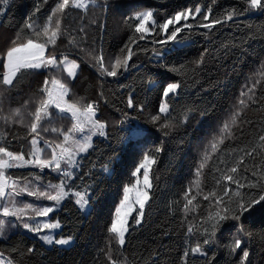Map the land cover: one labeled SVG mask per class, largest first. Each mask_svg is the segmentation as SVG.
I'll return each mask as SVG.
<instances>
[{"label": "trees", "instance_id": "16d2710c", "mask_svg": "<svg viewBox=\"0 0 264 264\" xmlns=\"http://www.w3.org/2000/svg\"><path fill=\"white\" fill-rule=\"evenodd\" d=\"M56 2L9 0L3 4V0H0V4L7 10L6 14L11 6L16 8L13 25L4 23L6 15L0 16V35L12 34L29 15L34 14L37 23L44 21ZM132 3L133 0H96L97 5L107 4L108 7L89 3L86 11L72 9L62 21L69 36L57 41L58 50L71 52V39L73 43L79 42V47L86 51L95 49L93 54L102 49L108 66L132 34L123 24ZM139 3L140 8L137 10H152L153 19L157 23L163 22V18L185 6L212 8L214 16H223L228 11L237 14L232 21L215 25L210 30L194 29L184 49L185 55L178 58L179 63L173 61L167 68L157 65L152 58V49L160 47L152 43L155 33L138 41L140 47L148 51L134 56L129 62L133 65L134 61V65L116 78H101L86 56H69L80 65L69 95L83 98L84 103L96 101L99 105L97 118L109 124L108 136L96 137L92 148L81 155L82 167L75 178L74 189L86 190L90 195L91 211L84 212L75 204L74 197H70L52 214V219L62 225L57 235L72 236L74 239L68 247L49 246L24 229L11 234L7 241L0 239V252L6 256L13 246L21 250L20 254L14 255L16 264H109V254L117 264H207L199 254L190 252V248L197 243H201L208 251L211 264H235L225 247L230 239L221 233H217V243L211 246V250L202 244L199 216L207 214L205 209L208 202L203 201L202 196L215 187L214 176H218V173H214L213 169L219 160H231L233 149L251 148L258 144V136L264 134V106L248 109L243 114L244 122L238 119L236 125L225 115L232 107L234 98L239 96L242 89L246 91V82L251 84L253 78L259 80L257 95L264 92V75L261 74L264 72L261 69V62L264 61V13L259 10L241 12V8L247 7L245 0H139ZM36 6L39 12L35 11ZM80 28L84 29V34L79 32ZM159 38H163V34ZM3 44L4 41L0 40V47ZM133 48L135 50V46ZM201 56L203 63H194ZM66 76V72L57 74L62 82H66ZM43 79L42 75L26 74L19 78V82L14 81V88L0 95V146L7 147L9 151H28L25 125L39 99L38 90ZM174 81L182 84L179 100L170 101L176 109L173 116L178 121L183 120L185 110L182 105L186 104L193 110L190 118L174 128L168 136L158 128L153 129L154 134L141 152L128 141L129 130L138 123L147 127L152 125L147 123L146 115L127 109V96L132 94L134 103L145 104L146 113L155 114L161 86ZM120 83L125 87L121 89ZM101 92L103 97L99 95ZM15 109H20L24 123H16L13 118V122L6 124L2 117ZM199 109H209L208 117L200 123L197 122ZM124 112L128 113L129 119L120 124L118 122L124 119ZM73 123L70 116L54 114L52 123L46 125L49 131L41 132V136L50 142L63 143V134ZM217 123L229 124L231 139L217 142V149L213 151V141L209 136L204 142V148H197V139L207 131L210 124ZM53 128L57 131L53 132ZM157 147L161 149L159 153L155 151ZM205 151L209 157L207 160L203 159ZM144 153L155 160L149 169L152 184L148 189L149 200L141 225H135L130 219L129 233L121 249L113 239L115 234L109 232L108 228L115 218V208L123 199L124 188L134 186L139 178V173L133 176V172L143 161ZM260 153L255 162L264 165V147L260 148ZM246 162L251 166L252 162L247 158ZM201 163L204 168L201 175L197 176L196 169ZM34 173L38 171L33 168L8 170L12 180L29 178ZM49 174L56 177L52 172ZM80 176H83L82 180ZM189 189L188 198H196L189 205L190 211L185 212L184 204L187 201L184 194ZM137 212L138 209L132 216ZM189 227L192 228L191 233L188 232ZM254 230L258 235L251 242L250 259L252 264H264V237L260 235L259 220ZM28 247L33 248L32 253L26 252ZM186 250L189 251L188 257L184 256Z\"/></svg>", "mask_w": 264, "mask_h": 264}, {"label": "snow or ice", "instance_id": "6c2138e0", "mask_svg": "<svg viewBox=\"0 0 264 264\" xmlns=\"http://www.w3.org/2000/svg\"><path fill=\"white\" fill-rule=\"evenodd\" d=\"M9 0H3L7 4ZM247 7L241 8L243 11L259 10L264 13V0H245ZM94 6L108 7L107 4L97 5L96 0H91ZM0 4V16L6 15V8ZM89 0H57L55 6L51 8L50 14L42 22L37 23L33 15H29L22 26L18 27L10 35H0V40L4 41L0 47V95L15 87V82L26 74L35 73L44 76L43 84L39 88V99L34 110L29 114L28 123L25 125L27 131L28 151H9L7 147L0 146V239L9 240L10 234L14 235L16 230L24 229L28 233L35 234L47 245H69L73 237L68 236L57 238L55 229L60 227L59 221L49 222L41 218H48L49 214L61 207L65 198L75 197V204L81 210L91 211L90 195L87 191H75V178L82 167L83 157L81 154L87 153L92 148L94 136L107 137L109 124L97 118L96 114L99 105L96 101L83 102V98H75L69 94L72 91V81L77 77V69L80 65L76 59L69 60V56L76 54L86 56L91 67L96 69L101 78L122 75L131 66L129 62L139 53L147 52V48L140 47L138 41L145 40L151 33H155L152 43L159 45V48L152 49V58L157 65L167 68L175 61L179 63V57L185 55L184 49L188 46V41L194 29L210 30L215 25H223L232 21L234 11H228L223 16L212 15V8L202 9L198 5L192 7L185 6L176 10L163 22L157 23L153 19L152 10H137L140 8L139 0H133L129 6V14L126 15L123 24L132 34L128 36L127 42L119 48V55L106 66L103 50L97 54L95 49L86 51L79 47V42L69 43L73 45L72 51L58 50V40L68 38L69 31L62 26L68 12L72 9L86 11ZM35 11L39 12L38 6ZM159 16V13L156 14ZM211 16V19H210ZM199 17V20L197 19ZM191 21V22H189ZM171 26V27H170ZM102 27V26H101ZM158 29V31H157ZM186 30V31H185ZM79 32L84 34V29ZM22 33L24 35H22ZM163 34V38H159ZM207 34V33H205ZM135 46V50L133 48ZM205 51H207L205 49ZM83 62V61H82ZM196 64L203 63V57L195 61ZM183 67V65H180ZM261 69H264V61L261 62ZM173 70H176L173 67ZM59 72H66V82L57 78ZM264 75V72L261 73ZM182 82H166L161 86L160 97L156 102L155 114L146 113V105L134 103V97L129 94L126 99L127 109H133L140 114L146 115L147 123L152 127L137 124L129 130L128 141L143 152L144 146L149 143L150 137L154 134L153 129L158 128L165 136L180 124L186 123L193 111L188 105L184 108L183 120L178 121L173 116L175 107L170 103L172 100H179ZM260 81L252 79L251 84L246 82L245 89H242L239 96L234 98L232 107L225 114L236 125L239 119L244 122V113L252 107L264 106V92H258ZM122 89L123 83L119 84ZM103 97V92L99 94ZM198 123L203 122L209 115V109H199ZM54 114L56 116H70L74 121L71 128L65 132L64 141L66 143H54L41 136V132H48L46 125L51 124ZM124 119L118 123L124 124L128 119V113H123ZM24 123L20 114V109H15L9 115L2 117L4 122ZM53 132L57 129L53 128ZM70 133L77 135L71 136ZM211 136V148L217 149V142L223 143L224 139H231L228 123L210 124L207 131L202 134L196 142V147L204 148V142ZM70 141V144L67 142ZM43 145V146H41ZM264 147V134L258 136V144L251 148L244 147L233 149V157L229 161L219 160L213 169L215 187L202 196L203 201H207L205 215L199 216L200 230L202 231V244L211 246L217 243V233H221L225 238L230 239V243L225 244L228 254L234 258L235 264H252L250 259V245L257 237L254 230L256 221L260 222V235L264 237V165H258L255 161L260 155V148ZM157 153L161 151L159 147L155 149ZM27 156V158H26ZM208 153L205 151L204 160H207ZM251 161V166L246 162ZM155 163L148 154H143V161L135 168L133 176L143 169V183L145 188L150 189L152 184L149 181V168ZM219 165H223L221 168ZM32 167L40 172L23 179L11 180L5 176V170L13 168ZM204 164L201 163L196 169V175L202 173ZM48 169L55 172L58 183L47 181L43 177V171ZM107 171V168L104 169ZM84 175H87L85 173ZM81 180L83 176L79 177ZM11 181V182H9ZM123 199L115 208V218L111 220L108 231L114 233L116 243L122 249L126 243V234L129 233V217L131 216L135 225H141L144 217L145 204L149 200L148 191L137 189L136 200L129 202L128 193L130 189L124 188ZM191 189L185 191L186 203L184 211H190L189 205L196 198H188ZM33 197L32 202H25L23 197ZM50 201L51 204H45ZM134 204L138 205V212L135 211ZM192 232V228H188ZM120 250H118L119 252ZM27 253H32L33 248L28 247ZM192 254H199L205 259L207 264H211L208 251L197 243L190 248ZM21 250L13 246L9 255L0 252V264H16L14 255L20 254ZM122 254V253H121ZM184 256H189V251L184 252ZM109 264H117L108 255Z\"/></svg>", "mask_w": 264, "mask_h": 264}, {"label": "rangeland", "instance_id": "374dc122", "mask_svg": "<svg viewBox=\"0 0 264 264\" xmlns=\"http://www.w3.org/2000/svg\"><path fill=\"white\" fill-rule=\"evenodd\" d=\"M89 3H91V0H89ZM69 60L71 61L72 60V58H69ZM78 63V62H77ZM79 64V63H78ZM77 72H78V69H77ZM96 116H97V114H96ZM70 135L71 136H75V135H77L76 133H70ZM96 137H98V136H94L93 137V142H94V139L96 138ZM93 142H92V144H93ZM63 143H66L65 141H63ZM67 144H70V141H68L67 142ZM41 146H43V145H41ZM89 151V150H88ZM84 154H86V153H83V154H81V155H84ZM26 158H27V156H26ZM24 168H32V167H24ZM33 169H35V168H33ZM150 169V168H149ZM8 170H10V169H7V170H5V176H6V178L7 177H9V175H8ZM37 171H38V173L40 172V170L39 169H36ZM142 171H144L143 169H141V172ZM50 172H52V171H50V170H48V169H45L44 171H43V177L47 180V181H51L52 183H58L59 181H58V179L56 178V177H54L53 175H50L49 173ZM141 172L139 173V178H138V180H137V182H136V184L134 185V186H132V187H130L129 189H130V191H129V193H128V196H129V202L131 203V202H134L135 200H136V193H137V189H139V190H141V191H148V189L147 188H145V186H144V183H143V173L141 174ZM52 173H54V174H56L55 172H52ZM34 174H36V173H34ZM33 174V175H34ZM141 174V175H140ZM32 175V176H33ZM57 175V174H56ZM29 180H31L32 179V177H29L28 178ZM12 180V179H11ZM13 180H17L16 178L15 179H13ZM149 181H150V175H149ZM9 182H11V181H9ZM75 190V189H74ZM75 191H78V190H75ZM23 199H24V201L25 202H32L33 200H34V198L33 197H28L26 194H24V197H23ZM67 198H65V200H66ZM74 199H75V197H74ZM64 200V201H65ZM64 201H62V203L64 202ZM148 202V201H147ZM147 202H146V204H147ZM43 203H45V204H51L52 202H50V201H44ZM62 203H61V205H62ZM146 204H145V206H146ZM61 207H59L58 209H56L54 212H56L57 210H59ZM134 208H135V211L138 209V205H135L134 204ZM84 212H88L87 210H83ZM135 211H133V213H132V215L134 214V212ZM53 212V213H54ZM53 213H51V214H49V217L48 218H41V219H43V220H47V221H49V222H55V221H57V220H53L52 219V214ZM130 219H131V216L129 217V222H130ZM60 223V222H59ZM61 228H62V225H61V223H60V227L58 228V229H55L54 231H55V233L56 234H58L59 232H60V230H61ZM19 230V229H18ZM17 231V230H16ZM11 235V234H10ZM35 235V234H34ZM127 235V234H126ZM36 236V235H35ZM60 237H64V236H58L57 235V238H60ZM39 238V237H38ZM65 238H67V237H65ZM73 242H74V239L72 240V242L69 244V245H65V246H62V247H68V246H70V245H72L73 244ZM49 246H51V245H49Z\"/></svg>", "mask_w": 264, "mask_h": 264}, {"label": "crops", "instance_id": "0c3cea01", "mask_svg": "<svg viewBox=\"0 0 264 264\" xmlns=\"http://www.w3.org/2000/svg\"><path fill=\"white\" fill-rule=\"evenodd\" d=\"M16 8L15 6H11L10 9L8 10L5 19H4V23L8 24V25H13V17L15 14Z\"/></svg>", "mask_w": 264, "mask_h": 264}]
</instances>
